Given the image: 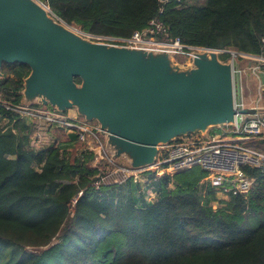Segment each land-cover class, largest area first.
Returning a JSON list of instances; mask_svg holds the SVG:
<instances>
[{"label": "trees", "instance_id": "16d2710c", "mask_svg": "<svg viewBox=\"0 0 264 264\" xmlns=\"http://www.w3.org/2000/svg\"><path fill=\"white\" fill-rule=\"evenodd\" d=\"M37 1L96 41L128 38L158 18L167 29L160 40L218 51L221 61L225 51L264 57V0ZM2 73L0 99L19 104L29 68L4 64ZM2 119L0 264H264L261 170L243 168L254 179L246 196L219 200L194 168L152 180L154 201L144 193L136 201L140 184L93 187V155L74 135L53 131L54 143L36 149L29 119L0 109Z\"/></svg>", "mask_w": 264, "mask_h": 264}, {"label": "water", "instance_id": "95a60500", "mask_svg": "<svg viewBox=\"0 0 264 264\" xmlns=\"http://www.w3.org/2000/svg\"><path fill=\"white\" fill-rule=\"evenodd\" d=\"M4 64L29 68L26 106L95 121L111 159L133 170L154 165L160 145L235 124L232 66L218 51L179 64L165 50L96 41L37 0H0V80Z\"/></svg>", "mask_w": 264, "mask_h": 264}, {"label": "built area", "instance_id": "2783aa9c", "mask_svg": "<svg viewBox=\"0 0 264 264\" xmlns=\"http://www.w3.org/2000/svg\"><path fill=\"white\" fill-rule=\"evenodd\" d=\"M160 37H167V29L162 21L155 18L149 21L145 29L134 32L128 38H107L102 41L129 48L149 47L165 50L171 53L174 59L182 56L183 64L189 63L192 51L199 50L185 48L179 39L167 41L160 40ZM261 42L264 45V37ZM222 53L229 55L226 62L231 63L234 83L236 115L235 124L227 128L230 135L192 134L177 138L166 145H160L154 165L146 169L133 170L124 162L112 160L105 150V139L100 135L99 125L95 121H85L74 110L59 113L38 105L26 106L23 101L12 104L1 99L0 109L16 113L20 119L27 118L32 121L36 143L41 140L42 130L53 129L52 131L65 136L74 135L82 150L93 155L92 166L98 170L93 182V187L96 189L101 186L123 185L129 181L133 184H142L199 168L211 176V187L222 190L223 194L231 192L234 195L246 196L254 179L248 178L243 168L252 167L264 172V152L244 144L241 140L257 137L264 132V112L260 110L258 101L251 107L245 103L241 86L245 69L238 66L236 60L253 61L255 64L249 63L246 69L259 82L264 57H240L233 51ZM245 109L253 110L254 113L251 116L240 114V111ZM207 179L208 176L200 184ZM75 202L76 200L73 199L72 203Z\"/></svg>", "mask_w": 264, "mask_h": 264}, {"label": "rangeland", "instance_id": "374dc122", "mask_svg": "<svg viewBox=\"0 0 264 264\" xmlns=\"http://www.w3.org/2000/svg\"><path fill=\"white\" fill-rule=\"evenodd\" d=\"M77 30V29H76ZM78 31V30H77ZM184 58L182 56H177L175 57V61L178 62L179 64H183L184 63ZM219 59L220 60H223L222 56H219ZM238 66H240L241 68L245 69L243 74H242V90H243V94H244V100H245V103L247 104V106H250L251 104H253L255 102V98L259 97V95H261V101L263 103L264 101V93L263 92H260L257 88V86L259 87V84L257 83V81H255L254 79V84L253 86L250 85V81H252L251 79V76H250V73L249 71L246 69L248 67V64L251 63V64H255L253 61L251 60H246V59H237L236 60ZM250 77V78H249ZM8 92V91H7ZM256 92V93H255ZM10 94L11 97H13L14 95H12L10 92H8ZM237 93H239V88L237 86ZM15 94V93H14ZM18 94V93H17ZM19 95H20V92H19ZM253 102V103H252ZM261 103V105H262ZM53 129L51 130H42L40 133L41 134V140L39 142H37L38 144L39 143H46V144H52L54 142V137L52 136V131ZM229 130L227 128L225 129H215V130H210L208 131L207 133H210L211 135L212 134H216V135H223V136H226V135H230L229 133ZM50 144V145H51ZM72 146L70 147H67V149H71ZM120 163L123 162L122 160H118ZM208 176V179L206 180V182H204V184H209L210 185V178L211 176L210 175H207ZM149 181V182H145V183H142L140 184V188L142 189H134L133 191V196H134V199L136 201H139L140 200V196L142 195V193H144V196H146V199L148 201H154V193H153V188L154 189H157L158 188V185H156V181ZM133 184V183H132ZM155 184V185H154ZM133 185H137V184H133ZM149 185V186H148ZM211 187V185H210ZM218 199L219 200H222L224 197V195H222L221 193H219L217 195ZM212 207L213 209H216L217 208V205L216 203H212Z\"/></svg>", "mask_w": 264, "mask_h": 264}, {"label": "crops", "instance_id": "0c3cea01", "mask_svg": "<svg viewBox=\"0 0 264 264\" xmlns=\"http://www.w3.org/2000/svg\"><path fill=\"white\" fill-rule=\"evenodd\" d=\"M261 71H262V69H261ZM262 73H263V71H262ZM263 75H264V73H263ZM251 76V75H250ZM253 76H251V79H252V81H250V85H254V84H252V83H254V79L252 78ZM250 78V77H249ZM255 81H256V79H255ZM257 83L259 84V87L257 86V88H258V90L260 91V92H263L264 93V76H263V80H259V82L257 81ZM256 93V92H255ZM242 95L244 96V94H243V90H242ZM243 99H244V97H243ZM255 100V102L256 101H258V105H259V108H260V110H262L263 112H264V101H263V103H262V101H261V95H259V97H257V98H255L254 99ZM254 102V103H255ZM253 103V102H252ZM254 103L253 104H251L249 107H251V106H253L254 105ZM261 103H262V105H261ZM252 114H250V115H248V116H251ZM31 123H32V121H31ZM33 124V123H32ZM7 125H8V121H7V119H2L1 121H0V129H4V128H6L7 127ZM229 130V129H228ZM212 136V135H216V134H210V133H207L206 134V136ZM66 137H68L69 138V136H66ZM232 138H234V137H232ZM234 139H237V140H241L240 138L238 139V138H234ZM236 140V141H237ZM34 141V133H33V135H32V142ZM31 142V144L33 145V147H35L36 149H41V148H47V147H49L50 146V144H44V143H36L35 141L32 143ZM241 142H243L244 144H246V145H248V146H250V147H252V148H254V149H256V150H259L260 152H264V132L261 134V135H259V136H257V137H252V138H248V139H246V140H244V141H242L241 140ZM54 143V142H53ZM52 143V144H53ZM51 144V145H52ZM216 190H218V189H216ZM219 193H221L222 195H224V197L225 198H223L222 200H227V196H226V194H223V191L222 190H218V194Z\"/></svg>", "mask_w": 264, "mask_h": 264}]
</instances>
